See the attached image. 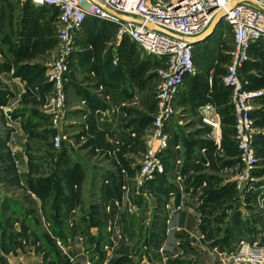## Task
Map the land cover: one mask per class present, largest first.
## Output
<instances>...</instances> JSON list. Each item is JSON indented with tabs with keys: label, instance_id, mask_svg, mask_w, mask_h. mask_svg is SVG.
Returning <instances> with one entry per match:
<instances>
[{
	"label": "rangeland",
	"instance_id": "rangeland-1",
	"mask_svg": "<svg viewBox=\"0 0 264 264\" xmlns=\"http://www.w3.org/2000/svg\"><path fill=\"white\" fill-rule=\"evenodd\" d=\"M19 3L15 0L8 6L15 11L10 23L17 21ZM55 20V16L47 20V35L29 54L18 51L15 34L9 38V31L0 26V66L7 72L0 78V264H73L79 254L84 264H238L225 253L229 255L242 241L264 244V239L227 238L245 215L250 219L241 224L245 230H260L255 238L264 231V110H260L264 90L258 89L264 82V53L260 62L239 72L246 92L257 94L252 115L256 136L251 145L256 162L248 165L240 161L223 67L214 79L221 120L217 147L207 137L200 102L195 109L176 101L172 119L162 130L156 127L158 103L153 93L160 78L138 103L119 106L105 118L107 113L91 110L84 102L75 106L68 99L70 83L85 79L70 69L62 111L55 110L62 95L47 84L60 54ZM229 34L222 38L227 51L232 49ZM212 39L205 49L195 51V63L205 77L217 63L229 62L220 52L222 43ZM39 66L45 69H36ZM27 72L38 76L29 81ZM187 88L193 91L194 84ZM204 89L200 85L196 93L201 96ZM95 92L102 96L99 88ZM70 110H79L77 116L70 115ZM55 113L59 114L56 124ZM142 122L143 128L137 129ZM108 123L126 134L120 146L104 138ZM11 133L19 138H10ZM165 136L167 145L159 152ZM207 147L211 151L204 158L202 150ZM193 148L195 154H189ZM12 149H21L22 161ZM150 157L162 165L164 174L146 176ZM180 174L187 181L184 194L178 189ZM227 182L234 187L216 198ZM62 196L68 200L64 202ZM193 199L200 214L199 232L174 228L173 215L182 210L184 200ZM26 216L33 228H26ZM36 227L41 240L33 238L36 233L31 230L36 232ZM12 236L18 248L11 245Z\"/></svg>",
	"mask_w": 264,
	"mask_h": 264
},
{
	"label": "built area",
	"instance_id": "built-area-1",
	"mask_svg": "<svg viewBox=\"0 0 264 264\" xmlns=\"http://www.w3.org/2000/svg\"><path fill=\"white\" fill-rule=\"evenodd\" d=\"M29 1L37 8L53 9L56 14L60 54L47 81V84H52L55 91L62 95L55 110L62 111L61 105L65 101V87L68 84L65 78L68 70H72L76 64L74 54L83 27L89 18H95L114 25L120 38L129 39L143 54L155 58L160 64L156 72L161 84L156 93L158 111L155 125L161 130L172 119L173 106L180 98L187 78L201 75L195 63V51L204 41L194 44L186 39L202 35L217 14L236 3L232 10L226 11L220 23L227 26L233 39L230 51L225 50L224 44L220 47L221 53L229 60L225 65L227 75L223 78V84L231 91V105L236 118L235 140L241 152L240 161L248 165L256 162V154L251 145L256 136L252 115L256 110L254 101L257 94L246 92L239 72L248 62H254V49L264 46V0H96L117 14L139 17L153 24L155 28L150 31L144 26L138 27L113 17L91 0ZM212 8L215 10L210 12ZM113 64L117 66L119 59L115 58ZM213 73L214 70L210 75ZM209 81L212 84L211 78ZM210 87L206 103L201 104L199 111L209 129L207 137L215 141L213 144L217 147L221 137V120L213 102V85ZM58 115L54 114L55 124ZM167 138L163 137L165 143L159 152L167 145ZM202 153L206 158L207 149H203ZM144 169L146 176L165 173L162 165L154 160L147 162ZM185 179V175L180 174L177 181L182 194L187 183ZM170 195L174 197L173 194ZM232 250L229 255V251L225 255L238 264H264V244L260 242L242 241Z\"/></svg>",
	"mask_w": 264,
	"mask_h": 264
},
{
	"label": "crops",
	"instance_id": "crops-1",
	"mask_svg": "<svg viewBox=\"0 0 264 264\" xmlns=\"http://www.w3.org/2000/svg\"><path fill=\"white\" fill-rule=\"evenodd\" d=\"M13 1L15 0H0V20L6 21V24L1 23L0 26L2 27V30L5 27L9 31V38H11L12 34H15L16 38L14 45L17 46L18 51L24 50L26 54H29L34 47H38V45L40 46L42 40H44L45 36L47 35L46 31L48 23L46 22L47 20L52 21L54 16L56 17V14L53 9L37 8L29 0H19V8H21V10H19L20 13L17 14V21L13 22L16 24H13L10 23L12 19H10L9 21V18L11 14H14L15 11L13 9L14 12H12L11 9L8 8V6L12 4ZM5 17H7V19H5ZM54 24L55 23H53V25ZM227 31L230 32L225 24L220 25L215 31L214 35H212L203 43L199 44L196 47V50L199 48L205 49L208 43L213 40L212 38H215L214 40H216V42H218V45H220L222 43V38L225 40L227 39ZM228 36L231 37V41L233 44L231 32ZM6 40L7 39L2 40L1 43H5ZM222 57L225 58L226 56L222 54ZM115 58L119 59V64L117 66L113 64ZM74 60L76 61V64L73 68V74L79 75L81 79H83L82 77H84L85 81L81 80L76 83H70L68 99L75 103V106L80 105L79 102H84L91 108V110L97 111L98 113L102 112L101 114L107 113L108 116L105 115V118L110 117V114L119 106H129V104L133 103V101L135 103H138V99H140L141 97L143 98L145 92L150 90V88H152L153 90L159 80L156 72L160 67V64L155 58L143 54L139 50L137 45L131 42L129 39L120 38L117 35V30L114 25L95 18H89L85 23V26L83 27V30L77 42ZM215 67L216 68L213 69V75H210V73L213 71L211 70L205 77V74L198 69L201 73L199 77H188L182 92L183 96L181 94L178 102L184 103V106L193 108H197V104L199 102V105L206 103V101H204L206 95L208 94H206V89L211 90L210 85L212 86L214 84V79L217 76V69L219 67H223L225 69V66H219L218 63ZM36 69L44 70L45 66H39ZM5 71L6 69H4L3 66H0V78H2V76H7V72ZM29 72L25 73L27 75V80L29 81L35 79L38 76L37 73L34 74ZM210 78L212 79V84H210ZM82 81H84L85 83H83ZM92 81L93 84H89V82ZM188 81L189 84H194L193 91L188 90ZM200 85H204L205 87V94H202L201 96L196 93V90H198V87ZM10 86L12 87V90H16L14 85ZM98 88L102 91V96H98L96 94L95 91L98 90ZM153 94H155L156 97V92ZM130 100H132V102H129ZM262 105L263 106L260 110H264V104L262 103ZM77 111L79 110H70L69 113L70 115L75 117L77 116ZM262 113L264 115V111H262ZM116 121L118 122V120ZM143 124L144 122H142L141 124L137 123V129L139 128V126L143 128ZM104 127V138L108 141H111L112 143H117L119 145L121 141H123V139L126 137L125 133L120 134V132L117 131L112 124H110V126H107L105 124ZM13 136L14 138H19V136L12 133L9 135L10 138ZM198 145L200 144L198 143ZM196 148H193V150H188L189 154L192 153L194 155L196 152L194 149ZM207 149V153L209 154L211 150L209 147H207ZM11 151L14 155H18L17 157L20 159V161H22V158L20 156L21 149L18 151L17 149H12ZM108 174V172H100L101 176ZM231 185L232 183H225L220 192H222L223 190H229ZM232 186L234 187V185ZM7 198L9 199L10 196H7ZM182 204L183 206H180L182 210L176 212L173 215L172 226L174 228L188 229L189 231L198 233L199 228L197 223L200 220V214L197 210L195 200H184V203ZM73 212L71 214L75 215L76 212ZM238 212L241 213L242 210H239ZM243 214H245V212H243ZM248 217L249 216L246 215L243 216L242 222L237 223L234 228H231V232H229L230 234L227 238H229L230 240L234 238V241H242L247 239L251 242L264 239V231L262 234H259L260 236H257L255 238V235L258 234L260 230L254 231L253 229H251L247 231V229L245 230V227L241 225L243 223L247 224L248 222H250V219H248ZM24 220L27 223L25 225L26 228H28V226L30 227L31 225L32 228L34 227L32 221H30L31 218L26 216ZM262 223H264V220L262 221ZM240 225L242 227H240ZM31 232L36 233L35 235H33V238H39L40 240L42 239L39 236L41 231L37 232V227L36 232H33V230H31ZM56 232H58L59 234L60 229H57ZM9 240L10 239H7V241ZM260 243H262V241H260ZM11 245L16 248L19 247L18 242L13 240V236ZM177 253L178 252L173 253L170 256L176 255ZM76 256L77 259L73 260V264H84V259L81 258V254ZM145 258L146 257H144V259Z\"/></svg>",
	"mask_w": 264,
	"mask_h": 264
},
{
	"label": "water",
	"instance_id": "water-1",
	"mask_svg": "<svg viewBox=\"0 0 264 264\" xmlns=\"http://www.w3.org/2000/svg\"><path fill=\"white\" fill-rule=\"evenodd\" d=\"M91 1H93L98 7H100L106 13L112 15L113 17H115L121 21L131 23V24L138 26V27L144 26L149 31L153 30L155 28L153 24L145 22V20H143L142 18L127 16V15H120V14L113 12L112 10H110L108 8H105L102 4H100L96 0H91ZM235 4L236 3H233L229 6H227L225 10H222L219 14H217L216 17L214 18V20L212 21L210 27L202 35H200L197 38L186 39V41H188L190 43H194V44H199V43L205 41L206 39H208L209 37H211L215 33V31L217 30L218 26L220 25L224 15L226 14V11L232 10L235 7ZM215 8H212L210 10V12L214 11Z\"/></svg>",
	"mask_w": 264,
	"mask_h": 264
},
{
	"label": "trees",
	"instance_id": "trees-1",
	"mask_svg": "<svg viewBox=\"0 0 264 264\" xmlns=\"http://www.w3.org/2000/svg\"><path fill=\"white\" fill-rule=\"evenodd\" d=\"M262 53H264V46H262V47H260V48H255L254 51L252 52V55H253V57H254V62H248V64H247L244 68H246V67H250L251 64H255V63H257V62H260L261 59H262V58H261ZM260 84H261V85L258 86V87H259L258 89H260V90H264V82L261 81ZM209 90H210V89H206V94L209 92ZM216 92H217V84L215 85V83H214V84H213V94H212L213 102H214V103H215V100L217 99ZM204 101H206V97H205V100H204ZM226 191H227V190H223L222 192H220V193H218V194H215L214 196H215L216 198H218V197H222V196H224V194H225ZM62 198H63L64 202H66V201L68 200L67 197L62 196Z\"/></svg>",
	"mask_w": 264,
	"mask_h": 264
},
{
	"label": "bare ground",
	"instance_id": "bare-ground-1",
	"mask_svg": "<svg viewBox=\"0 0 264 264\" xmlns=\"http://www.w3.org/2000/svg\"><path fill=\"white\" fill-rule=\"evenodd\" d=\"M214 35V34H213Z\"/></svg>",
	"mask_w": 264,
	"mask_h": 264
}]
</instances>
